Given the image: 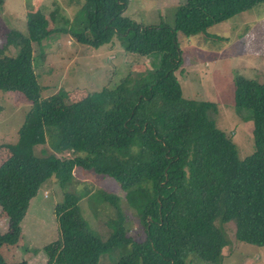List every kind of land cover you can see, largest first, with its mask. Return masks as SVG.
Returning a JSON list of instances; mask_svg holds the SVG:
<instances>
[{
  "label": "trees",
  "instance_id": "16d2710c",
  "mask_svg": "<svg viewBox=\"0 0 264 264\" xmlns=\"http://www.w3.org/2000/svg\"><path fill=\"white\" fill-rule=\"evenodd\" d=\"M31 1L25 33L6 35L15 53L0 50V91L31 104L0 164V208L8 219L0 244L16 243L30 201L55 178L62 195L54 208L58 238L44 248L47 264H100L110 251L118 257L111 264H187L191 255L220 264L230 246L228 223L236 241L263 247L264 81L235 80V110L253 123V153L240 160L231 137L216 127L217 105L184 98L176 73L183 65L179 34L204 35L264 0H186L172 25L144 27L125 16L129 0H60L49 11L50 28ZM61 35L93 49L117 40L125 53L147 58L150 69L131 68L113 85L56 109L54 97H42L35 68L43 43ZM47 143L51 152L37 153ZM76 169L118 185L143 241L127 236L120 197L102 190L99 203L113 217L100 235L91 232L80 210L91 192L76 190Z\"/></svg>",
  "mask_w": 264,
  "mask_h": 264
},
{
  "label": "rangeland",
  "instance_id": "374dc122",
  "mask_svg": "<svg viewBox=\"0 0 264 264\" xmlns=\"http://www.w3.org/2000/svg\"><path fill=\"white\" fill-rule=\"evenodd\" d=\"M30 1V0H29ZM186 0H129L126 16L138 26L172 25L174 12ZM0 6V50L4 56H12L15 49L7 45L6 35L10 30L25 33V18L28 0H2ZM60 0H32L36 8H43L49 20V11ZM42 6V7H41ZM65 7V6H63ZM69 17L71 10H67ZM178 46L183 60L182 69L176 75L180 79L183 97L197 101L207 100L217 105L216 127L231 137L237 148L238 158L245 159L253 153V123L247 112L234 107L235 80L238 78L264 81V4L241 13L230 20L209 28L206 34L192 37L178 36ZM131 68L138 72L149 70L147 58L127 54L120 43L114 40L99 49L80 44L61 35L42 45L41 56L36 61L35 73L45 90L42 97H54V107L62 102L81 100L91 92L114 84ZM31 107L19 93L0 91V164L7 158L5 145L17 141L18 129ZM51 152L48 143L36 148ZM60 158L68 155H59ZM74 171L76 190H89L90 196L80 202V210L90 230L100 235L103 221L113 217V212L104 203H99L97 191L116 195L122 200L127 236L136 242L144 240V231L135 211L123 199V192L111 179L102 178L93 172ZM62 192L55 178L37 192L30 201L21 223V234L14 245L0 244V258L8 264H47L44 248L58 238L54 208ZM230 246L222 251L220 264H264V246L256 247L235 240L233 223L224 225ZM8 232V219L0 208V235ZM111 252V251H110ZM107 253L100 264H111L115 256ZM118 257L115 259V261ZM114 261V262H115ZM187 264H206L191 255Z\"/></svg>",
  "mask_w": 264,
  "mask_h": 264
},
{
  "label": "clouds",
  "instance_id": "9594fccd",
  "mask_svg": "<svg viewBox=\"0 0 264 264\" xmlns=\"http://www.w3.org/2000/svg\"><path fill=\"white\" fill-rule=\"evenodd\" d=\"M127 10V9H126ZM126 12V11H125ZM125 14V16H126V13H124ZM128 17V16H127ZM179 81H180V79H179Z\"/></svg>",
  "mask_w": 264,
  "mask_h": 264
}]
</instances>
